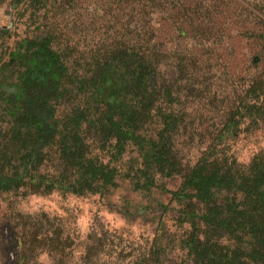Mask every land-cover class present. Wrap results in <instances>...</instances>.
<instances>
[{
	"label": "trees",
	"instance_id": "16d2710c",
	"mask_svg": "<svg viewBox=\"0 0 264 264\" xmlns=\"http://www.w3.org/2000/svg\"><path fill=\"white\" fill-rule=\"evenodd\" d=\"M108 3H114L107 11L114 31L80 72L73 46L52 48L57 36L47 30L26 44L35 49L23 50L29 65L15 91L0 83V193L102 194L117 187L115 164L124 154L132 161L126 176L146 199L140 209L152 215L148 258L141 264H166L163 256L174 246L186 250L180 264H264V150L247 161L227 151L222 137L237 138L242 130L238 112L231 111L198 159L182 163L175 141L183 120L176 107L189 81L178 83L193 73V49L166 44L185 29L152 27L146 0ZM255 89L252 83L249 91ZM60 105L62 113H56ZM250 107L258 118L262 106ZM253 120L257 125L261 119ZM157 175L177 184L162 186L160 195L170 196L166 202L153 195ZM169 212H175V231L165 227ZM48 241L38 230L21 231L17 254L50 257ZM27 242L31 249L24 248Z\"/></svg>",
	"mask_w": 264,
	"mask_h": 264
},
{
	"label": "rangeland",
	"instance_id": "374dc122",
	"mask_svg": "<svg viewBox=\"0 0 264 264\" xmlns=\"http://www.w3.org/2000/svg\"><path fill=\"white\" fill-rule=\"evenodd\" d=\"M105 1L113 0H0V83L4 90L15 91L29 65L30 58L22 56L26 44L38 42L47 30L57 36L52 48L73 46L71 57L77 59L80 68L75 69L80 72L94 51L109 43L114 31L107 13L114 3ZM146 2L152 27L185 29L181 35L175 32L166 47L183 52L193 49V73L178 83L185 87L184 79L189 81L176 107L183 120L175 141L182 163L192 165L198 159L231 111L238 112L235 119L242 130L237 138L222 137L227 151L247 161L254 152L264 150V0ZM124 13L128 18V9ZM26 47L28 52L35 49V45ZM252 83H256L254 92L249 91ZM253 103L262 106L257 125L251 123L258 119L250 107ZM62 110L60 105L56 113ZM115 165L117 187L102 194L81 196L58 189L44 195H23L20 190L0 193V264H141L148 258L152 215L140 209L146 199L126 176L132 161L123 154ZM156 177L153 195L166 202L170 196L160 195L162 186L175 189L177 184L172 178ZM174 215L169 212L165 217L168 231L176 230ZM36 230L49 238L52 255H34L29 250L25 256L17 254L16 235ZM24 248L31 249V244L27 242ZM166 252V264H180L186 257V250L177 246ZM17 258L22 260L17 263Z\"/></svg>",
	"mask_w": 264,
	"mask_h": 264
},
{
	"label": "water",
	"instance_id": "95a60500",
	"mask_svg": "<svg viewBox=\"0 0 264 264\" xmlns=\"http://www.w3.org/2000/svg\"><path fill=\"white\" fill-rule=\"evenodd\" d=\"M13 89H11V91H12Z\"/></svg>",
	"mask_w": 264,
	"mask_h": 264
}]
</instances>
